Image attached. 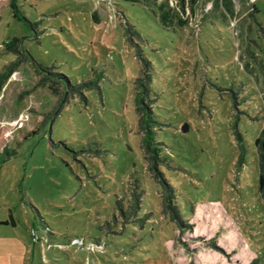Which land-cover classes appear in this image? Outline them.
I'll return each instance as SVG.
<instances>
[{
  "label": "rangeland",
  "instance_id": "1",
  "mask_svg": "<svg viewBox=\"0 0 264 264\" xmlns=\"http://www.w3.org/2000/svg\"><path fill=\"white\" fill-rule=\"evenodd\" d=\"M155 1L0 0V73L13 38L28 57L0 92V152H16L0 167V264H264V0ZM128 26L153 64L166 182L141 146Z\"/></svg>",
  "mask_w": 264,
  "mask_h": 264
},
{
  "label": "trees",
  "instance_id": "2",
  "mask_svg": "<svg viewBox=\"0 0 264 264\" xmlns=\"http://www.w3.org/2000/svg\"><path fill=\"white\" fill-rule=\"evenodd\" d=\"M157 1H160V0H156L155 2ZM180 1L182 3V6H185V4L187 3L186 0H180ZM166 2L167 1H164L160 5V8L162 9V11L164 10L163 6H167ZM166 12L167 14L161 15V18L164 21L167 20L171 22L172 13L170 10H167ZM14 18L19 19V20L22 19L16 9H14ZM125 34H126L128 41L131 44H133V46H135L136 56L139 58L141 62V68L139 70V75L136 78L135 83H134V88H135L134 104L136 107V113L139 116L138 123H139V133L141 134V146L144 151L145 160L148 163H150V168L157 169L158 175L165 180L164 175L162 173L163 171L162 172L158 171L161 169V167H165V161L162 157V152H163L162 143L159 142L156 138V130L160 126H162V123L157 119V117L155 116L154 110H153V105L156 102L155 98L152 97L153 95H152V89H151L152 84H153V64L144 54L143 45L145 41L142 35L138 31H136L133 26H128L125 30ZM21 42H22V39L15 37L13 38V40L7 43V47L9 49H13L16 52V59L12 61L11 63H9L8 65H6L4 68V71L0 73V92L4 84L7 82V80L12 76L14 72H16L19 69V66L24 61L23 59L25 60L28 59V57L25 55L24 52L20 53L18 51L19 45ZM31 61H33L32 58H31ZM33 64H36V63L33 62ZM39 67H41V69H44L48 73L51 72V75L54 77L55 76L63 77L67 83L68 89H72V86L69 84V79L67 77H65L64 75H60L57 72H53L52 71L53 68L51 67H43L41 65H39ZM43 78L44 80H49V81L51 80V82L55 84H58V85L61 84L59 81L55 79H50L46 75H44ZM94 86H95V83L89 81L85 84H80V85L75 86L73 88V92L75 91L76 93H80L82 87H94ZM51 88L52 90H54L56 94H58L57 92L58 90H60L59 87H51ZM62 94H63L62 95L63 97L61 98L60 102L56 106L54 112H56L57 110H60V107L62 106L63 102L67 100L66 98H68L66 97L67 93L65 90L62 91ZM49 117L50 115H48V118ZM34 133L36 132L28 133L25 136V140L28 139L30 135ZM237 138L241 143L244 140L243 136L240 135L239 132H237ZM241 143L239 144V148L241 152L240 159L242 161L247 149H246V146ZM255 146L257 149L258 156H259V169H260L259 180H258L259 194H260V197L264 205V127L262 128L259 137L255 141ZM15 154L16 152L8 151V149H4L3 152H0V167L3 163H5L9 158H11ZM138 183L139 181L136 180L137 185ZM161 185L163 189V211L164 213L166 215H169L171 220H173L174 217L180 218L181 210L179 206L178 205L172 206V204H170V201L175 202L176 200V196L175 194H173L174 193L173 187L170 184H167L168 189L171 191L170 193V191L167 192L163 184ZM132 196H133V205L129 207L128 211H126V215L131 218L137 216L139 212L136 205L140 202L139 198L141 197V195L140 193L137 192V187L133 190ZM116 205L119 210L121 211L123 210V200L116 201ZM143 217L145 218L135 219V221L138 222L141 227H144V225L146 224L147 216H143ZM0 224H9V222H0Z\"/></svg>",
  "mask_w": 264,
  "mask_h": 264
}]
</instances>
